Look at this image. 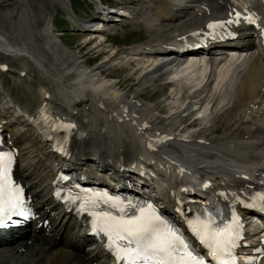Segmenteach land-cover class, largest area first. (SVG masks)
<instances>
[{"label": "bare ground", "instance_id": "obj_1", "mask_svg": "<svg viewBox=\"0 0 264 264\" xmlns=\"http://www.w3.org/2000/svg\"><path fill=\"white\" fill-rule=\"evenodd\" d=\"M249 1L258 8L264 18L263 0ZM231 5L234 4L230 0H148L142 9L141 16L144 28L150 35L144 43L131 45V52H128L129 58H138L133 56L136 55L135 53L156 56L165 54L166 52L162 50L163 45L178 41V36L184 33L188 35L191 29L203 25L213 14L227 11ZM137 16L133 11L135 21L138 20ZM124 17L121 16L120 19ZM96 27L93 28L95 30L90 31L100 40L101 30ZM82 28L81 32H90L87 28ZM111 28L116 29L114 26ZM254 32L244 25L239 28L238 36L234 40L212 42L209 47L193 50L192 53L205 52L206 60L209 61L222 56V53L213 51L214 46L242 49L246 51L247 59L244 55L234 56L238 72L229 90H227V83H221L222 79L216 78L217 87L223 88V92H219V103L215 104L212 123L197 129L201 134H192L188 140H182L183 137L177 135V129L172 130L174 127H183V120L177 112L173 110L168 114L159 115L147 101L149 98L135 91L131 86L140 80H154L155 73L163 72L165 65L155 64L152 58H141L142 66H136L134 61H128L127 64L124 62L123 66L127 68L135 66L131 69L133 71L119 79L111 76L112 78L108 80V88L98 89L99 72L107 71L106 66L103 67V58L109 62L118 51L112 49L110 53H107L108 48L106 49L104 44L106 41H96L93 46L102 47H98V50L104 52L103 58L101 57L99 63L94 66L95 64H87L85 60L79 61L80 56L74 57L66 53V49L57 46L55 42L52 48L54 57L50 60L47 56L40 55L35 50V46L25 38L17 40L18 37L14 33L1 28L0 55L18 58L22 62L31 61L40 77L48 81L41 89V98L47 92L48 96L44 95L45 99L52 102L62 101L59 106L77 119L78 129L84 132L85 136L74 144L69 158L70 161L74 160L71 162L76 165V168L96 173L98 177L115 176L117 180L127 178L132 174V168L125 163L124 155L125 152H130L132 157L128 161L132 162L136 159V165L144 163L146 166L154 167L155 173L165 180L167 201L171 208L174 196L171 192H181L179 188L189 176L185 172L181 174L177 169L180 163L210 178L213 184L209 190L216 198V189L226 188L231 192V188L244 183L243 180L236 178V173L229 163L241 161L246 157L256 164L264 161V62L255 52L258 44L254 41ZM21 35L23 36V33ZM244 40L246 44L242 43ZM80 45L83 47L84 43ZM55 47H57L56 51ZM93 47L90 50L94 49ZM204 61L200 58L191 60L180 65L174 72L185 75L188 63L196 64L198 68L202 66L203 69ZM229 61L230 58H227L218 69L223 68ZM136 72L142 74L137 79H135ZM78 78L87 84L78 87L75 84ZM113 83L114 86H111ZM129 83H131L130 86H128ZM147 88V86L144 87V89ZM207 89V85L204 84L201 89L194 91L195 94L191 98L199 97L207 92ZM215 91L216 87L212 89L211 97ZM169 94H166V98ZM137 100L141 101V105H136L134 101ZM187 100H190V93L184 97V100L177 99L176 102L181 105ZM166 107H162L160 111H166ZM23 113L27 114L26 110L21 109L13 101L3 103L0 110V122L7 131H10L11 127H15V124L22 119ZM82 117L85 119L82 120ZM194 121H196L195 118L191 120V122ZM220 123H223L222 136L215 133ZM158 130L160 132L169 130L168 132L173 136L166 142L153 140L156 148L158 147L157 150L141 142L143 137L148 139V134L153 135ZM198 136H204L210 147L198 145L197 143H201L197 141ZM144 141L146 142L145 139ZM179 141L182 142L184 149L175 147ZM196 145L206 149V157L190 151V147L195 149ZM159 152H164L166 155L161 156ZM168 156L179 162L171 161ZM69 159L66 160L69 161ZM62 160L64 161L65 158ZM37 163L36 158L20 161L16 173L26 183L36 209L40 213L34 224L45 217L48 218L49 224L39 229H30L28 238H21L20 229L17 227L9 230L10 237L5 236V231H0V264H108L107 252L100 243L97 244L87 234V227L83 221L65 211L52 199L48 182H46L49 173L37 170ZM98 165H101L99 169ZM204 165L206 166L203 167ZM108 172L110 174H107ZM196 177V175L193 176L195 179ZM50 178L51 176L48 179ZM172 213L176 217L179 216V213L173 210ZM28 239L31 241L29 242Z\"/></svg>", "mask_w": 264, "mask_h": 264}, {"label": "rangeland", "instance_id": "obj_2", "mask_svg": "<svg viewBox=\"0 0 264 264\" xmlns=\"http://www.w3.org/2000/svg\"><path fill=\"white\" fill-rule=\"evenodd\" d=\"M132 2L136 3L135 5H139L137 0H132ZM97 5L98 3L96 0H0V29L2 28L5 31L7 30V32L14 33V35L18 37L16 38L17 40L25 38L29 43L35 46V50L38 51L40 55L47 56L50 60L54 57L52 48L53 42H55L57 46L59 45L66 49V53L74 57L80 56L81 58H79V61L85 60L87 64H95L94 66H96L103 57L101 55L102 58L100 56L97 58L93 57V52L95 50H89L91 47H89V49L88 46L85 47L86 49H79V47L81 46L80 44L84 43L83 37L85 36V33L81 32L83 29L81 28L83 27L81 21L96 14ZM142 6H144V3H142ZM127 21L115 23L118 27V30H116L117 34L109 37L105 42V48H108L107 53L112 51V49H109L111 48L110 41L118 43L116 47H120L125 43L141 38L137 36L139 32H142L139 25L135 26L129 19ZM22 33L23 36L21 35ZM56 48L57 47H55V51ZM84 51H88V53ZM101 54H104V52ZM135 59L136 58H129L124 62L127 64L128 61H134L136 62V66H142V62L139 59L135 61ZM0 60L8 62L10 67V70L6 72H0V109L2 103H5L4 101L9 98V94L11 93V98L15 102L24 108H28L31 112L36 113L35 107L41 102V88L48 82L47 79L40 77L38 70L29 60L22 62V60L18 58L3 57L2 55H0ZM103 61V67L106 66L107 71L105 72L107 75L115 77L111 72L112 68L115 67H111L110 62L105 58H103ZM23 64L28 66H24ZM22 66L25 68L26 74L19 75L18 72ZM129 68L132 69V67ZM127 70L128 68H119L118 71H114V74L125 77L124 74L127 73ZM176 70L177 69H175V71ZM130 71L128 73H130ZM121 77L117 76L116 78L119 79ZM130 84L131 83H129L128 86H130ZM135 85L136 84L132 86L133 89L136 88L134 90L137 92L141 91L140 86L137 87ZM147 89L139 93L143 96L145 95L146 98H151L150 105H152L156 113H159V115L166 114L164 111H160L161 108L166 107V105L160 106L162 102H159L160 99L155 97L158 94H153L154 98H152L151 91L146 92ZM177 99L176 97L174 102H176ZM168 107H166V110ZM39 126L40 123L38 121L29 120L28 122L26 120H19L12 129V133L17 135L25 159L30 158L28 155L30 154L31 156V154L34 153L37 157H41L44 161V166L49 165L48 168L50 169L52 154L47 150ZM221 131L222 129H220L218 133ZM177 147L179 148V146ZM45 163L47 165H45Z\"/></svg>", "mask_w": 264, "mask_h": 264}, {"label": "snow or ice", "instance_id": "obj_3", "mask_svg": "<svg viewBox=\"0 0 264 264\" xmlns=\"http://www.w3.org/2000/svg\"><path fill=\"white\" fill-rule=\"evenodd\" d=\"M225 23L231 21L207 27L220 28ZM11 165V153H0V226H5L6 221L13 222L11 218L14 215L22 218L31 215L24 205L21 189L11 179ZM66 198L70 203H79L83 211L90 212L93 216L90 223L108 238L110 251L122 264H205L202 255L197 253L184 233L157 215L151 205L147 206L151 211H139V214L129 216L118 199L96 197L90 193H77ZM100 202L122 215L117 218L111 211L100 208ZM14 222L19 223V220ZM190 231L206 247L209 256L217 261H223L225 256L231 258L239 239L238 230L231 225L221 228L208 210L205 215L190 222Z\"/></svg>", "mask_w": 264, "mask_h": 264}]
</instances>
